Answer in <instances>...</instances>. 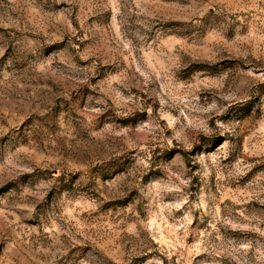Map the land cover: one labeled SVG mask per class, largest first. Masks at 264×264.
I'll list each match as a JSON object with an SVG mask.
<instances>
[{
	"label": "rangeland",
	"instance_id": "374dc122",
	"mask_svg": "<svg viewBox=\"0 0 264 264\" xmlns=\"http://www.w3.org/2000/svg\"><path fill=\"white\" fill-rule=\"evenodd\" d=\"M0 264H264V0H0Z\"/></svg>",
	"mask_w": 264,
	"mask_h": 264
}]
</instances>
